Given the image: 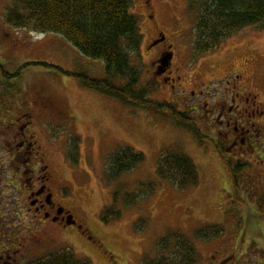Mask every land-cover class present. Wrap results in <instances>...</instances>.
<instances>
[{"label": "rangeland", "instance_id": "1", "mask_svg": "<svg viewBox=\"0 0 264 264\" xmlns=\"http://www.w3.org/2000/svg\"><path fill=\"white\" fill-rule=\"evenodd\" d=\"M5 6L7 0H0V207L6 208V213L0 211V232L29 240L0 241L3 252L11 254L7 264H29L61 251H71L92 264H144V260L164 254L158 249L160 239L169 236L172 243L178 232L195 245L196 264H264V146L218 149L203 120L198 123L204 111L197 106L201 89L207 90L209 84L213 91L217 79L236 71L231 77L241 75L248 96L253 100L258 94L255 99L264 108V82L260 81L264 78V30L247 27L219 49L196 58L195 14L189 10L188 0H133L131 12L143 34L140 51L132 56L141 73L139 86L147 87L148 98L171 103L191 116L203 137L200 140L170 115L126 105L67 75L85 73L101 78L105 63L82 55L61 35L8 26ZM162 35L164 44L150 51ZM239 37L245 39L243 59L235 54L218 66L214 55L241 41ZM166 45H173L175 52V88L155 75L153 66ZM25 115L28 119L24 121H31L25 128L29 143L35 142L46 153L51 166L49 187L54 200L77 225L39 223L27 213L25 224L14 220L11 207L29 205V201L24 203L20 190L25 188L20 185L24 186L30 170L20 141L9 145L7 139L12 140V127L23 125L15 122ZM124 148L145 159L119 179H111V158ZM166 152L186 154L195 162L198 185L181 191L158 176V164ZM225 159L232 164L247 163L239 177L242 203L232 196ZM32 180H28L29 186ZM135 193L139 199L127 205V195ZM111 207L122 214L106 223L102 217ZM213 225L222 226L223 234L207 240L196 238L197 230Z\"/></svg>", "mask_w": 264, "mask_h": 264}, {"label": "trees", "instance_id": "2", "mask_svg": "<svg viewBox=\"0 0 264 264\" xmlns=\"http://www.w3.org/2000/svg\"><path fill=\"white\" fill-rule=\"evenodd\" d=\"M132 4L133 0H7L5 20L8 26L15 29L63 36L82 55L105 63V76L101 78L85 73L68 72L67 75L78 78L86 88L117 98L126 105L170 115L180 126L202 140L198 125L191 116L179 111L171 103L148 98L147 87L139 86L141 73L132 56L140 51L143 34L137 17L131 12ZM188 6L195 14L193 44L196 58L217 50L247 27L264 30V0H188ZM23 66L21 69L25 68ZM5 75L9 76L7 73ZM144 159L143 154L135 153L131 148L118 151L111 158L110 178L119 179L134 170ZM225 163L231 176L232 196L242 203L244 199L239 195V177L247 163L238 161L232 164L228 159H225ZM157 174L181 191L199 183L198 168L186 154L163 153ZM153 186L150 183L149 189L152 190ZM127 196V205H133L139 199V193ZM121 214V210L111 207L102 219L108 223L119 219ZM222 234L223 227L219 225L195 232L196 238L202 240ZM174 237L172 243L168 241L169 236L160 239L158 249L164 254L144 260V264H196L198 253L195 245L180 232ZM166 252L169 254L165 255ZM29 264L92 262L77 258L71 251H61Z\"/></svg>", "mask_w": 264, "mask_h": 264}, {"label": "flooded vegetation", "instance_id": "3", "mask_svg": "<svg viewBox=\"0 0 264 264\" xmlns=\"http://www.w3.org/2000/svg\"><path fill=\"white\" fill-rule=\"evenodd\" d=\"M242 41H245L243 37L241 41H235V43L222 51L218 50L214 55V57L216 56L215 63L218 64V66L226 63L228 61L227 58L235 54L239 55L238 58L242 60L243 53L241 51L244 49ZM162 43L164 44V41L151 47L150 51ZM172 47L173 45L164 46V49L154 58L153 66L155 67V75L163 78L165 83H171L172 87L175 88L173 83H175L176 78L172 75L174 72L175 52L172 50ZM204 60L205 58L203 61ZM234 73L238 72H231L228 76L217 79L219 84L213 91L209 84L205 87L207 90H204V88L200 90L197 106L198 108L202 107L204 113L201 116L202 119H198V123L202 124L201 122L203 120V124L215 138L209 139L218 149L257 150L260 149L261 146H264V137H262L264 135V121H260V119H264V108H262L261 105L257 103V99H255L259 96L258 94L255 95L253 100L248 96L247 87L245 84L242 85L241 83L244 81L243 78L240 77L241 75L231 77ZM260 81L264 82V78L262 77ZM221 83L222 86H220ZM27 117L28 116L25 115L21 117L23 119H20V117L17 118L15 124L19 125L23 123L24 126L12 127L15 131L10 135L12 140H9V138L7 139L9 145L15 143V141H20L19 144L26 150L23 156L27 158L25 162L30 170V175L25 180L26 182L24 181V186L22 183L20 185L21 188H25V191L20 190V192H23L22 196L24 195L26 198L24 199V203L27 205L29 201V205L11 207L13 210L11 213L15 214L14 220L18 219L24 223L25 219H28L24 217L25 213H27V215L32 214V218L35 220L39 219V223L46 222L47 224L50 223V225H60L62 227L77 225L73 216L69 215L64 207L54 200L53 194L51 193L52 189L49 187V183L53 178L52 169L50 164L46 162V153H43L42 150H38L35 147V142L32 141V143H29V138L27 134H25V128H27L31 121H24L28 119ZM258 118L260 119L258 120ZM20 149V147L17 148V150H19L17 152L19 158L21 157L19 155L21 153ZM24 173L28 175V171ZM24 173L21 180L25 178ZM31 179H33L32 184L29 186L28 180ZM36 184L39 187H36ZM16 188L19 189L18 186H16ZM5 209V207H0L1 212ZM3 213L6 212L4 211ZM2 223L3 222L0 221V227ZM19 238L14 235L9 238L5 234L2 235L0 232V241H29ZM10 257L11 254L3 252L2 247H0V263L7 264Z\"/></svg>", "mask_w": 264, "mask_h": 264}, {"label": "water", "instance_id": "4", "mask_svg": "<svg viewBox=\"0 0 264 264\" xmlns=\"http://www.w3.org/2000/svg\"><path fill=\"white\" fill-rule=\"evenodd\" d=\"M164 40H165V37H162L161 39L155 41V42L153 43V46L159 44L160 42H163Z\"/></svg>", "mask_w": 264, "mask_h": 264}]
</instances>
